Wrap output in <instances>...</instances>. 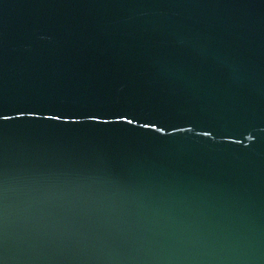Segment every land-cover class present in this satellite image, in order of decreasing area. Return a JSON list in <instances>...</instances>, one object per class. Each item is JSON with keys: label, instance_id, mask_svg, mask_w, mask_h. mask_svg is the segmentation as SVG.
<instances>
[{"label": "water", "instance_id": "95a60500", "mask_svg": "<svg viewBox=\"0 0 264 264\" xmlns=\"http://www.w3.org/2000/svg\"><path fill=\"white\" fill-rule=\"evenodd\" d=\"M0 264H264V0H0Z\"/></svg>", "mask_w": 264, "mask_h": 264}]
</instances>
